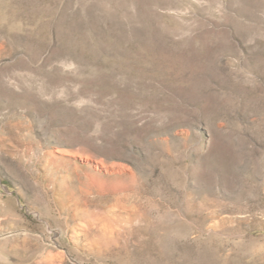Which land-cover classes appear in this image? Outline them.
<instances>
[{"label":"rangeland","instance_id":"1","mask_svg":"<svg viewBox=\"0 0 264 264\" xmlns=\"http://www.w3.org/2000/svg\"><path fill=\"white\" fill-rule=\"evenodd\" d=\"M0 264H264V0H0Z\"/></svg>","mask_w":264,"mask_h":264}]
</instances>
